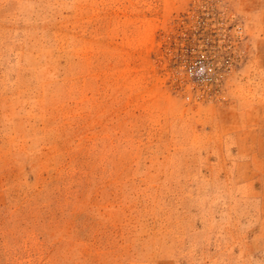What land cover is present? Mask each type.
<instances>
[{"label":"rangeland","instance_id":"obj_1","mask_svg":"<svg viewBox=\"0 0 264 264\" xmlns=\"http://www.w3.org/2000/svg\"><path fill=\"white\" fill-rule=\"evenodd\" d=\"M0 264H264V0H0Z\"/></svg>","mask_w":264,"mask_h":264},{"label":"built area","instance_id":"obj_2","mask_svg":"<svg viewBox=\"0 0 264 264\" xmlns=\"http://www.w3.org/2000/svg\"><path fill=\"white\" fill-rule=\"evenodd\" d=\"M191 75L197 78L198 84L206 83L208 81L209 74L213 73V68L202 62L196 65L194 71H190Z\"/></svg>","mask_w":264,"mask_h":264}]
</instances>
